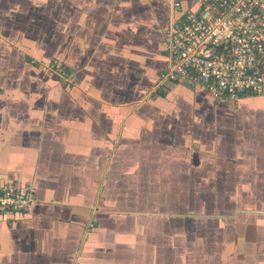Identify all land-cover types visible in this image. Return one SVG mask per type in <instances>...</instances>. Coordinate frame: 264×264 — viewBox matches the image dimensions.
I'll use <instances>...</instances> for the list:
<instances>
[{"label": "crops", "instance_id": "obj_1", "mask_svg": "<svg viewBox=\"0 0 264 264\" xmlns=\"http://www.w3.org/2000/svg\"><path fill=\"white\" fill-rule=\"evenodd\" d=\"M200 2L0 0V186L34 196L0 264H264V89L160 81Z\"/></svg>", "mask_w": 264, "mask_h": 264}, {"label": "built area", "instance_id": "obj_2", "mask_svg": "<svg viewBox=\"0 0 264 264\" xmlns=\"http://www.w3.org/2000/svg\"><path fill=\"white\" fill-rule=\"evenodd\" d=\"M264 0H201L164 31L168 67L161 82L201 85L215 100L237 102L264 89ZM181 8V5L176 4ZM31 188L0 186V214L27 211Z\"/></svg>", "mask_w": 264, "mask_h": 264}]
</instances>
